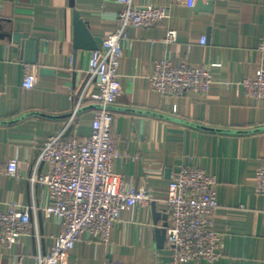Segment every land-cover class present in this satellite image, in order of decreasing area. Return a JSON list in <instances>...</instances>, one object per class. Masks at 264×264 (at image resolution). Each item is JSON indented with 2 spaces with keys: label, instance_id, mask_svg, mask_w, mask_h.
Wrapping results in <instances>:
<instances>
[{
  "label": "crops",
  "instance_id": "obj_1",
  "mask_svg": "<svg viewBox=\"0 0 264 264\" xmlns=\"http://www.w3.org/2000/svg\"><path fill=\"white\" fill-rule=\"evenodd\" d=\"M135 2L172 4L171 16L128 29L119 66L123 91L113 106L112 132L121 151L113 172L158 198L184 165L217 176L215 229L222 234L221 256L185 264H264V193L255 189L256 170L264 165V102L241 84L261 61L264 0H214L213 11L173 0ZM122 7L118 0H0V211L13 202L19 213L34 206L31 233L12 247L0 245V264H33L64 229L54 216H46L51 192L33 178L50 172V163H37L43 142L65 124L75 103L82 99L71 133L83 139L99 107L94 98L99 88L89 83L86 71L91 52L74 55L73 13L78 10L92 33L105 39L117 28ZM170 27L178 31L175 42L164 41ZM203 36L206 44L200 42ZM27 39L37 40L36 64L25 60ZM164 58L175 64L219 63L212 68L207 95L151 89L147 77ZM27 65L36 67L33 88L23 85ZM42 66L53 73H41ZM12 158L18 160L17 177L7 174ZM157 209L166 213L165 203L157 200ZM163 223L155 224L152 202L133 206L122 212L107 241L85 230L67 264L166 261L170 250L166 242L158 246L155 232Z\"/></svg>",
  "mask_w": 264,
  "mask_h": 264
},
{
  "label": "built area",
  "instance_id": "obj_2",
  "mask_svg": "<svg viewBox=\"0 0 264 264\" xmlns=\"http://www.w3.org/2000/svg\"><path fill=\"white\" fill-rule=\"evenodd\" d=\"M123 7L118 12L117 28L104 39L102 47L90 51L86 71L89 83L99 88L94 98L99 107L94 112L92 130L86 138L71 133L82 107V99L75 106L65 124L48 136L42 145L38 165L51 164L50 172L34 176V180L46 185L52 203L44 208L46 216H54L64 227L54 237L49 252H39L33 264H67V256L82 233L87 230L93 236L107 241L123 211L136 205L161 200L168 214L166 244L170 258L158 264H185L193 259L213 261L221 256L222 234L215 229V209L219 206L218 178L205 169L184 165L173 176L166 193L158 198L146 186L129 184L123 175L113 172V163L121 156L112 132L113 106L123 88L119 66L124 55V41L130 27L151 26L171 16L172 4H137L135 0H118ZM195 5L196 0H173ZM178 31L168 28L164 41L175 42ZM207 43L206 36L200 40ZM261 61L241 81L247 94L264 102V39L258 48ZM219 63L175 64L164 58L155 62L153 74L147 77L151 89L165 95L190 93L206 96L213 83L212 68ZM37 71L27 65L24 87L33 88ZM7 174L18 175V160L8 161ZM255 189L264 193V165L256 170ZM13 202L7 211H0V245L12 247L18 240L31 233V209ZM104 264H131L106 261ZM140 264V263H134Z\"/></svg>",
  "mask_w": 264,
  "mask_h": 264
},
{
  "label": "water",
  "instance_id": "obj_3",
  "mask_svg": "<svg viewBox=\"0 0 264 264\" xmlns=\"http://www.w3.org/2000/svg\"><path fill=\"white\" fill-rule=\"evenodd\" d=\"M73 3V2H72ZM214 0H209L207 4H205L204 0H196L195 9L197 10H205V11H213ZM73 21H74V55L77 56V53L80 50L93 51L100 49L102 47L104 39L98 36H95L87 21L81 16L78 10H74L73 13ZM15 38H20V34H16ZM26 50H25V60L28 63L36 64L39 61V51H38V43L37 40L27 39L25 41ZM41 73L44 74H52L53 70L51 68L42 66ZM153 208V218L155 224H158L160 219L164 220L162 226H157L155 229L156 239L159 247H164L166 238H167V225H168V214L163 213L162 211L157 209V202H152Z\"/></svg>",
  "mask_w": 264,
  "mask_h": 264
}]
</instances>
